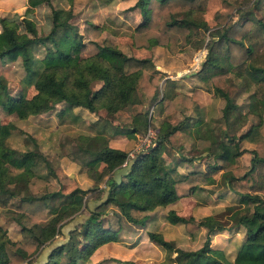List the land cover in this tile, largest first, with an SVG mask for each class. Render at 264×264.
Listing matches in <instances>:
<instances>
[{"label": "trees", "instance_id": "trees-1", "mask_svg": "<svg viewBox=\"0 0 264 264\" xmlns=\"http://www.w3.org/2000/svg\"><path fill=\"white\" fill-rule=\"evenodd\" d=\"M44 1L50 6L47 33L24 37L0 50L1 61L20 58L23 66L22 86L15 95L10 93L0 75V90L5 99L15 102L25 117L54 110L59 102L91 112L101 109L105 117L98 118L94 124L102 121L100 126L110 123V127L119 128L125 136L140 135L150 124L148 110L142 105L156 99L158 93L154 64L148 58L126 55L106 39L98 41L100 29L96 25L85 22L80 31L71 20L70 8L53 7L51 0ZM208 1L136 0L140 18L131 33V45L145 48L148 41L153 40L171 53L180 51L189 42L192 28L201 23L173 15L205 10ZM260 1L254 0V11L258 15L255 18L228 21L224 14L216 16L218 27L211 32L205 59L195 74L205 83L208 92L222 97L224 103L218 121L224 125L223 134L227 137L225 142L222 139L217 144L207 138H198L197 143L225 148L229 142L230 150L226 157L222 156L224 161L233 160L244 152L238 149L237 138H254L256 133L264 136L261 112L264 111V7L257 4ZM222 5L228 9L235 7L229 0H222ZM248 12L250 10L246 14ZM33 46L42 48L41 58L32 53ZM93 81L101 85L93 89ZM237 82H243V89L251 91L247 95L250 108L244 114L251 124L234 137L227 135L226 126L238 105L225 88ZM29 88L32 94L26 96ZM191 102L188 94L177 92L161 102L160 107L159 102L156 105L168 114ZM111 118H116L117 122L112 123ZM181 124L179 120L161 121L154 129L155 145L132 157L127 155L128 151L108 145L89 154L88 147L78 146V152L66 144L65 155L94 180L89 188L75 186L67 192H61L60 186L72 177H59L56 185L50 182L48 163L39 150L8 148L0 159V208L11 214L26 238L13 240L0 225V264H33L42 250L47 254L42 264H85L96 247L117 239L123 229L122 221L142 228L148 217L142 212L168 206L203 184L213 183L215 179L207 171L183 173L176 166L161 169L163 147L176 143L185 125ZM249 154L248 164L222 172V183L237 194L240 201L251 204L248 213L238 216L235 227L245 229V241L253 243L259 239L264 245V195L256 193H264V137L256 141ZM100 163L102 168L98 169ZM219 167L212 164L211 169ZM99 181L104 182L102 188ZM93 193L97 197L92 200L98 203L89 207L86 198ZM113 205L117 209L112 211ZM84 208H87L84 219L75 222L62 241L56 240L67 222L80 215ZM171 217L176 223H183L189 232L199 227L205 229L203 243L197 249L174 246L156 231L147 233L151 242L172 255V264H264V250L254 253L238 249L232 260H226L223 251L211 247L210 237L227 230L212 215L197 220L174 213Z\"/></svg>", "mask_w": 264, "mask_h": 264}, {"label": "rangeland", "instance_id": "rangeland-1", "mask_svg": "<svg viewBox=\"0 0 264 264\" xmlns=\"http://www.w3.org/2000/svg\"><path fill=\"white\" fill-rule=\"evenodd\" d=\"M229 1L235 4L233 9L224 7L222 0H209L205 10L175 13L173 16L176 18H190L201 25L192 28L189 42L180 51L171 53L165 46L157 45L153 40H149L145 48H135L131 45V33L140 18L139 7L135 6L136 0H51L53 7L71 9L73 15L71 20L80 31L85 22L96 25L100 29L96 38L98 41L106 39L126 55L148 58L154 64L157 71L158 93L155 95L156 99L151 102L145 101L142 105L148 110L150 124L140 135L125 136L119 128L110 127V123L100 126L102 121L94 124L98 118L105 117L104 110L91 112L81 107H68L61 102L55 104L54 110L25 117L18 105L11 100L7 101L0 90V159L10 147L25 151L39 150L48 163L47 174L50 182L56 185L59 177L65 175L72 177L69 182L60 186L61 192H67L75 186L81 189L89 188L94 181L89 173H83L79 165L65 155L66 144L75 150L78 146L88 147L89 154L108 145L110 148L124 149L128 151L127 155L132 157L137 152L147 151L149 148L145 149L146 144L155 145L154 129L161 121L179 120L180 123L185 124L177 135L176 143L166 144L163 147L160 155L163 166L161 169L176 166L178 171L183 173L203 170L215 179L213 183L203 184L198 190L179 197L168 206H159L152 211L142 212L148 214L142 228L122 221L123 229L117 239L96 247L85 264H172L173 259L170 258L172 255H168L161 247L149 240L147 233L150 231L159 232L167 241H172L174 246L183 249L199 248L205 237V229L199 227L189 232L183 223L175 222L171 213L185 218L192 216L195 220L205 215H212L222 222L227 230L213 234L210 237V246L223 251L226 260H232L238 249L252 250L254 253L264 250L262 241L259 239L253 243L245 241V229L235 227L238 226L236 225L238 216L248 213L251 204L240 201L239 196L225 188L222 183V172L234 166L248 164L249 151L253 150L256 141L264 136L256 133L254 138H237L238 149L240 151L244 149V152L233 160L226 161L222 156L226 157L230 150L229 142L226 143L225 148H219L217 145L204 147L197 143L198 138H207L215 144L219 140L223 139L224 142L227 140L223 134L224 125L218 121L224 101L218 94L213 96L208 92L205 83L195 76L198 67L205 59L207 44L212 38L211 32L218 27L216 16L224 14L228 21H240L244 17L258 16L254 11V0ZM257 4L264 7V0ZM49 10L50 6L44 0H0V50L24 37L47 33L50 28ZM248 10L250 12L246 14ZM31 50L36 57L43 56L41 47L33 46ZM22 67L20 58L15 61L0 60V75L5 79L13 95L22 86L20 82L23 75ZM231 84L225 90L237 103L238 109L229 118L226 133L238 137L251 124L244 115L250 108L247 95L251 91L243 89V82ZM100 85V82L93 81L91 86L97 89ZM177 92L188 94L191 104L168 114L157 108ZM31 94L32 89L29 88L26 96ZM137 108L142 107L137 106ZM261 112L264 119V111ZM111 122L116 123V118L114 120L111 118ZM212 164L220 167L211 169ZM97 168L101 169L102 164L100 163ZM57 175L62 176L57 177ZM98 185L102 188L104 182L99 181ZM256 193L264 195L260 191ZM95 197H97L95 193L87 195V206L98 203L92 200ZM86 209L80 210V215L67 222L63 227V233L59 232L56 240L62 241L73 224L84 219ZM116 209L114 205L110 207L112 211ZM11 218V214L6 209L0 208V223L3 221L5 223L0 225L9 233L7 228L9 224L11 237L14 234L16 236L19 231V238H26ZM70 224L71 226H68ZM102 224L105 225L104 218Z\"/></svg>", "mask_w": 264, "mask_h": 264}, {"label": "crops", "instance_id": "crops-1", "mask_svg": "<svg viewBox=\"0 0 264 264\" xmlns=\"http://www.w3.org/2000/svg\"><path fill=\"white\" fill-rule=\"evenodd\" d=\"M66 173H69V172H67L66 171ZM115 176H116V173H115ZM117 176H118V172H117ZM0 224H5L4 223V221L2 222V223H0ZM8 227V231H9V236L11 237V235H10V230H11V228H10V226H9V224L7 225ZM68 226H71V224L70 225H68ZM18 233H19V231H18ZM18 233H17V235L15 236V234L14 235H12V237H11V239H13V240H16V239H18V240H20L21 238H19V236H18ZM46 249H47V247H46ZM46 252V251H45ZM44 252V250H42L40 253H39V256L34 260V262H33V264H42L45 260H46V256H47V254Z\"/></svg>", "mask_w": 264, "mask_h": 264}, {"label": "built area", "instance_id": "built-area-1", "mask_svg": "<svg viewBox=\"0 0 264 264\" xmlns=\"http://www.w3.org/2000/svg\"><path fill=\"white\" fill-rule=\"evenodd\" d=\"M149 145V146H148ZM152 146V145H151ZM150 144H146L145 149L151 147ZM129 156V155H128Z\"/></svg>", "mask_w": 264, "mask_h": 264}]
</instances>
